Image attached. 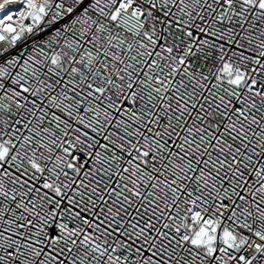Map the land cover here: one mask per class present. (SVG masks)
<instances>
[{
  "label": "snow or ice",
  "instance_id": "obj_1",
  "mask_svg": "<svg viewBox=\"0 0 264 264\" xmlns=\"http://www.w3.org/2000/svg\"><path fill=\"white\" fill-rule=\"evenodd\" d=\"M0 264H264V0H0Z\"/></svg>",
  "mask_w": 264,
  "mask_h": 264
}]
</instances>
